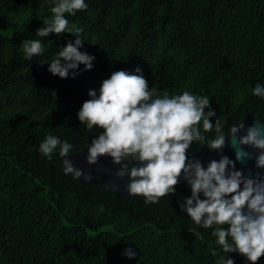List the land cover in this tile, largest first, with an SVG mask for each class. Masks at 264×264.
Wrapping results in <instances>:
<instances>
[{
  "label": "trees",
  "instance_id": "16d2710c",
  "mask_svg": "<svg viewBox=\"0 0 264 264\" xmlns=\"http://www.w3.org/2000/svg\"><path fill=\"white\" fill-rule=\"evenodd\" d=\"M86 2L87 10L65 15L83 28L81 51L95 57L94 67L61 78L48 62L76 36H36L53 16L44 0H0V264H219L225 254H211L221 249L213 229L180 209L191 196L183 182L145 205L142 196L119 198L63 175L58 155L50 161L38 147L47 134L68 140L75 152L91 143L102 129H85L78 110L90 89L121 69L140 68L150 87L170 94L209 97L227 120L226 134L249 112L264 120V100L252 95L264 83V0ZM26 39H43L44 54L24 59L19 46ZM128 247L135 258L122 255Z\"/></svg>",
  "mask_w": 264,
  "mask_h": 264
},
{
  "label": "clouds",
  "instance_id": "9594fccd",
  "mask_svg": "<svg viewBox=\"0 0 264 264\" xmlns=\"http://www.w3.org/2000/svg\"><path fill=\"white\" fill-rule=\"evenodd\" d=\"M44 2L50 5L53 16L42 20L36 36H76L48 62V71L61 78H75L81 65L91 70L95 57L81 51L86 42L82 38L84 30L70 24L65 15L75 16L87 10L89 4L86 0ZM43 43V39L24 40L19 46L24 59L42 56ZM88 95L90 99L78 110V119L89 132L102 129L88 145L89 164L97 163L101 156H110L113 164L121 165L118 174L128 176V195L142 196L145 205L158 204L161 197L175 194L183 176L191 187V196L180 202V209L197 226L213 229L221 249H213L211 254L216 256L219 250L225 254L219 264H235L230 253L243 255L248 264H257L264 257V178L260 173L253 177L251 169L245 175L243 169L236 168V162L243 163L249 155L240 146L248 145L259 150L255 167L264 169V121L233 125L226 134L227 120L218 117L209 97L187 90L170 94L166 89L150 87L140 68L135 73L123 69L112 72L98 90L90 89ZM252 95L264 100V83H256ZM212 117H217L214 123ZM213 131L215 137L208 139L205 133ZM241 132L245 134L237 140ZM229 137L233 138L236 160L223 155ZM194 143L219 151L220 159L209 161L205 167L199 158H189L187 151ZM38 151L50 161L58 155L63 175L77 180L84 177L83 170L70 158L75 148L68 140L47 134ZM129 157L137 162L131 167L124 163ZM122 255L132 259L137 252L128 247Z\"/></svg>",
  "mask_w": 264,
  "mask_h": 264
},
{
  "label": "water",
  "instance_id": "95a60500",
  "mask_svg": "<svg viewBox=\"0 0 264 264\" xmlns=\"http://www.w3.org/2000/svg\"><path fill=\"white\" fill-rule=\"evenodd\" d=\"M258 120L264 121L260 118H258L253 112L247 113L245 116H243L235 125H239L240 123H244L245 125H251ZM244 132H241L238 134L236 139H239V136L244 135ZM232 137H229L226 140V146L223 150V155H227L232 160H236L235 156V150L232 147ZM90 144V143H89ZM88 144V145H89ZM88 145L83 147L77 152H74V154L70 157L76 167L83 170L84 177L80 179V181L84 184H97L105 188L106 190L115 193L119 198H126L130 195H128L127 187L128 184V176H120L118 173L121 169V165L113 164L112 158L110 156H101L99 161L95 164H89L86 157L88 154ZM243 151L247 152L249 155L245 159L243 163L237 161L236 162V168L237 170H244L245 175H249L248 169H251V175L255 177L257 173H260L261 178H264V169H257L255 167V158L258 155L259 150L248 146H240ZM187 155L189 158L196 157L203 161L205 167H207V164L209 161L216 159L219 160L221 157V153L219 151H214L207 147L206 145L197 146L194 148H191L187 151ZM59 161L60 157L58 156ZM124 163H128L129 167L135 165L137 162L133 161L131 157L126 159ZM90 177V179L88 178ZM180 181L186 184V186L189 188L191 192V187L183 179V176H181ZM203 197V196H202Z\"/></svg>",
  "mask_w": 264,
  "mask_h": 264
}]
</instances>
